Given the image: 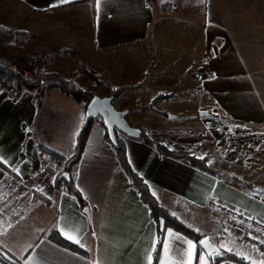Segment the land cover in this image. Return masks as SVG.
I'll return each instance as SVG.
<instances>
[{
    "label": "crops",
    "instance_id": "obj_1",
    "mask_svg": "<svg viewBox=\"0 0 264 264\" xmlns=\"http://www.w3.org/2000/svg\"><path fill=\"white\" fill-rule=\"evenodd\" d=\"M0 25L33 35L36 49L28 53L34 65L74 78L92 94L108 96L115 87L143 83L113 103L128 109L131 125L171 150L207 156L217 170V152L233 150L227 157L233 158L234 170L226 172L255 188L119 133L130 164L161 205L222 248L264 264L259 252L215 233L218 214L209 206L221 201L264 220V196L254 191L264 189V0H0ZM158 93L174 94L156 104L163 113L140 112ZM217 115L240 132L228 141L223 130L213 150L211 123ZM179 118L193 127L184 135L168 126ZM83 121V108L56 88L39 109L29 90L13 99L0 88V247L22 264H153L156 223L101 119H94L73 173L89 214L58 182L60 171L40 149L70 157ZM201 122L203 128L209 125L195 143ZM168 229L157 264H187L191 239L174 229L169 236ZM56 233L87 254L58 243ZM202 255L211 264L196 247L191 264H199Z\"/></svg>",
    "mask_w": 264,
    "mask_h": 264
},
{
    "label": "trees",
    "instance_id": "obj_2",
    "mask_svg": "<svg viewBox=\"0 0 264 264\" xmlns=\"http://www.w3.org/2000/svg\"><path fill=\"white\" fill-rule=\"evenodd\" d=\"M8 35H14L16 38H21V39H28L33 37V35L26 33L24 31H19L13 28H7L5 26L0 25V37H5ZM37 71L39 77L37 78L25 77L22 73H19L17 71L16 66H14V64L11 61L0 55V88L5 89L12 96L13 99H16L24 89L29 90L30 92H32L34 96V103L37 109H39L44 103V100L48 92L51 89L56 88L62 93H64L66 96L70 97L76 104L80 105L85 111L86 105L92 98L93 94L91 92L86 91L76 81V79L66 78L56 71H48V72L43 71L42 67L38 68ZM141 85H143V83L137 85H131V86L125 85V86L115 87L112 90V95L114 96V98H116L120 96L127 89L140 87ZM173 95H174L173 93H158L146 105L140 106L139 108L143 110L163 113L161 111H158L155 105L160 100L169 99ZM93 121L94 119H91L87 125H85L83 121L79 133L74 141L73 154L68 158H65L62 155H59L58 153L52 150L40 146V149L46 150L51 155V157H57L59 160L64 162V170L70 173V181L65 182L62 179H58V182L59 181L60 183L63 182L66 185L68 191L78 199L82 208L87 206V202L85 201L82 193L79 191V189L76 187L74 183L73 173L77 163L79 162L84 152ZM101 122L103 124L102 120ZM141 130H142V134L140 136V139L147 145L156 149L160 154L164 156L173 157L176 159L186 160L193 167L220 176L218 170L209 165L207 156H204L203 159H200L199 156L194 154H189L187 152H181V151H173L166 144L152 138L143 128H141ZM116 134H117L118 145L114 146L112 144V146L115 149L117 158L122 168L129 176L131 184L137 189L140 198L148 206L150 211V216L156 223L159 240L156 248V258L154 259L153 264H157V257L159 255L163 236L167 228L174 229L175 231L181 233L182 235L194 241L196 243V251L197 252L201 251V248L199 247V241L204 236V234L192 228L191 226L187 225L176 215L174 216L168 208L160 204V202L156 199V197L151 193L144 178L139 173H137L130 164L126 152L125 142L121 138L118 132ZM105 136L108 140H110L107 131L105 133ZM231 179L234 182L244 187L251 189L255 188V185L252 182L246 181L235 174L231 175ZM53 238L63 246H66L72 250H79L81 253L87 254L86 252L80 250V248L77 245L72 244L69 241L62 238L58 233H56V235ZM222 249L223 252L221 254H214L210 258L211 264H220V262L223 260H232L242 264H251L250 262L238 256L234 251L225 248ZM0 264H22V262L14 255L9 254L4 248L0 247Z\"/></svg>",
    "mask_w": 264,
    "mask_h": 264
},
{
    "label": "rangeland",
    "instance_id": "obj_3",
    "mask_svg": "<svg viewBox=\"0 0 264 264\" xmlns=\"http://www.w3.org/2000/svg\"><path fill=\"white\" fill-rule=\"evenodd\" d=\"M12 41L10 40V35L5 36V37H0V55L1 56L5 57L6 59H8L9 61L14 62V63L23 62L29 68H31L33 70H36V71L38 70V67H40V66L43 67L41 64H40V66L39 65L35 66L33 61L30 58V54L28 52L32 53V51L34 49H36V47L34 49L32 48V46L34 44L31 41V38H29V39H21V38H16L14 36V40H12ZM14 66H15V64H14ZM99 66H100V63H99ZM172 97H174V96H172ZM142 111H146V110L140 109V112H142ZM218 118H220V116H218V115L214 116V119H213V121L211 123V133H212V140L211 141L215 142V144L212 143L213 145L211 146V149H213V150L218 148V145L220 143L218 142L219 141V136H217V135L219 133H221L223 130H225L226 134L228 135V137H227L228 141H230V139L232 138L230 135H233V134L235 135L236 133L240 132V128L237 127L236 125H233L232 123H229L227 121H223V122L220 121L219 122ZM208 125L209 124L207 122V124L203 128V123L201 122L199 125L196 126V129H197L196 133H198V134L196 135L195 143H197V142L202 140L203 130L206 131V128H208ZM168 126H171V127L175 128L176 132H179V131L182 132L183 135L185 133H187V131H190L193 128V127H191V125L188 124V121L185 120V118H179V119L171 120L169 122ZM240 139H242V138H240ZM231 145H232V147L230 149H232L234 147V145H235L233 139H232V144ZM195 146H196V144H195ZM227 146H228V143H227ZM230 151L231 152H223L221 154H219L217 152V154L215 156H219V157H215L213 159L215 162H218V167L217 168L221 171V173H225L223 175L224 176H229V177H231V175L234 174V173H228V172H226V170L229 169V168L231 169L232 168L231 166H235L233 161H232L233 158L232 157L231 158L227 157L228 154L230 156L233 155V150H230ZM232 170H234V169L232 168ZM240 175L242 177H244V176H247L248 174L245 175V173H242ZM254 191L256 193L264 196V189L258 188V189L254 190ZM227 241L228 242H233V241H231L229 239Z\"/></svg>",
    "mask_w": 264,
    "mask_h": 264
},
{
    "label": "built area",
    "instance_id": "obj_4",
    "mask_svg": "<svg viewBox=\"0 0 264 264\" xmlns=\"http://www.w3.org/2000/svg\"><path fill=\"white\" fill-rule=\"evenodd\" d=\"M12 63L15 64L17 71L25 77H39L38 71L29 68L25 63ZM51 162L58 171H63L64 163L61 160L51 157ZM209 206L218 214L215 230L218 236L224 240L229 239L239 245L251 248L264 257V243H262L264 241V220L247 212L236 210L221 201H211Z\"/></svg>",
    "mask_w": 264,
    "mask_h": 264
},
{
    "label": "water",
    "instance_id": "obj_5",
    "mask_svg": "<svg viewBox=\"0 0 264 264\" xmlns=\"http://www.w3.org/2000/svg\"><path fill=\"white\" fill-rule=\"evenodd\" d=\"M113 99V95L100 96L98 94H93L84 111V124L87 125L91 119L99 117L103 121V125L108 133L110 142L114 146H117V132H121L132 138H139L142 134V130L129 123L126 118L128 109H117L113 103ZM204 113V111H200L201 115ZM59 177L70 181V173L68 171H61ZM84 211L89 214L88 207H85ZM205 239L208 243L206 245H200L199 243V247L208 257H212L214 254H221L223 252L222 247L215 243L211 239L210 235H204L200 241Z\"/></svg>",
    "mask_w": 264,
    "mask_h": 264
},
{
    "label": "snow or ice",
    "instance_id": "obj_6",
    "mask_svg": "<svg viewBox=\"0 0 264 264\" xmlns=\"http://www.w3.org/2000/svg\"><path fill=\"white\" fill-rule=\"evenodd\" d=\"M61 2L62 3H67V2H69V0H61ZM200 159H203V157H200ZM209 163H211V161H209ZM53 182H55V178H53ZM173 215L175 216L176 214L173 213ZM168 234H169V236L173 235L172 229H168ZM68 238L72 239L71 236H69ZM164 243H165V247H167V243L166 242H164ZM186 243H187V246H188V254H189V260H188L187 264H191L192 250L196 247V245L193 244V242L191 240H187ZM199 243H200V245H206L208 242L205 239V240H201ZM262 243H264V241H262ZM221 247H225V246L222 244ZM228 250H230V249H228ZM244 258L248 259L247 257H244ZM199 264H206L205 256L202 255V256L199 257Z\"/></svg>",
    "mask_w": 264,
    "mask_h": 264
}]
</instances>
